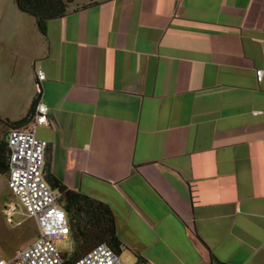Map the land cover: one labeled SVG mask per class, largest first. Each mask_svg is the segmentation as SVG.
Here are the masks:
<instances>
[{
  "label": "crops",
  "instance_id": "1",
  "mask_svg": "<svg viewBox=\"0 0 264 264\" xmlns=\"http://www.w3.org/2000/svg\"><path fill=\"white\" fill-rule=\"evenodd\" d=\"M12 2L1 121L41 72L45 166L110 209L122 263L264 264V0H71L44 34Z\"/></svg>",
  "mask_w": 264,
  "mask_h": 264
},
{
  "label": "built area",
  "instance_id": "2",
  "mask_svg": "<svg viewBox=\"0 0 264 264\" xmlns=\"http://www.w3.org/2000/svg\"><path fill=\"white\" fill-rule=\"evenodd\" d=\"M261 74V70L255 72L257 81H260ZM43 78L41 72L36 73L38 98L29 126L10 129L5 136L8 155L5 176L11 198L3 206V216L8 224L18 214L32 218L37 226V236L32 244L18 251L5 264H65L67 260V256L57 252L54 242L70 235L68 218L59 204L58 191L45 178L47 142L34 133L35 127L48 123V108L39 99V83ZM67 264L123 263L108 246L98 244Z\"/></svg>",
  "mask_w": 264,
  "mask_h": 264
},
{
  "label": "trees",
  "instance_id": "3",
  "mask_svg": "<svg viewBox=\"0 0 264 264\" xmlns=\"http://www.w3.org/2000/svg\"><path fill=\"white\" fill-rule=\"evenodd\" d=\"M17 9L34 18L36 27L41 34L45 33L46 22L64 16L71 0H13ZM36 100L30 104L25 116L10 126L12 129L25 128L34 116ZM7 150L5 139L0 140V174H6ZM45 178L50 186L60 195L59 204L68 218L70 235L74 249L67 256L65 264L75 260L98 244H105L114 253H119V242L116 236L113 215L110 209L95 199L78 192L70 191L56 181L45 166Z\"/></svg>",
  "mask_w": 264,
  "mask_h": 264
},
{
  "label": "rangeland",
  "instance_id": "4",
  "mask_svg": "<svg viewBox=\"0 0 264 264\" xmlns=\"http://www.w3.org/2000/svg\"><path fill=\"white\" fill-rule=\"evenodd\" d=\"M13 0H0V4L13 3ZM3 11L0 7V38H3L6 33L4 22L5 18L2 17ZM0 115V140H4L7 132L13 127L5 126L1 121L3 118ZM11 198L7 188V181L5 174H0V264H5L13 257L18 251H21L32 244L37 236V226L32 218H27L24 215H16L13 222L8 224L5 222L3 216V206ZM18 223V224H16ZM54 246L58 253L68 256L74 249V242L71 235L54 242Z\"/></svg>",
  "mask_w": 264,
  "mask_h": 264
}]
</instances>
